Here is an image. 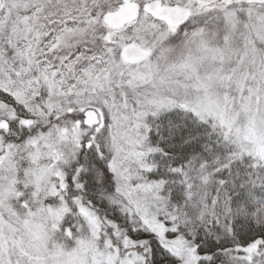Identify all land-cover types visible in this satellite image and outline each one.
Listing matches in <instances>:
<instances>
[{
  "label": "snow or ice",
  "instance_id": "snow-or-ice-1",
  "mask_svg": "<svg viewBox=\"0 0 264 264\" xmlns=\"http://www.w3.org/2000/svg\"><path fill=\"white\" fill-rule=\"evenodd\" d=\"M0 264H264V0H0Z\"/></svg>",
  "mask_w": 264,
  "mask_h": 264
}]
</instances>
